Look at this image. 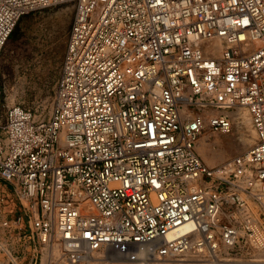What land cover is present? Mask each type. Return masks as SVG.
<instances>
[{
    "label": "built area",
    "instance_id": "obj_1",
    "mask_svg": "<svg viewBox=\"0 0 264 264\" xmlns=\"http://www.w3.org/2000/svg\"><path fill=\"white\" fill-rule=\"evenodd\" d=\"M63 3L75 15L50 114L3 111L0 81V264L149 245L158 260L264 264V0H0V58L24 15ZM240 108L255 142L209 165L199 136L230 133Z\"/></svg>",
    "mask_w": 264,
    "mask_h": 264
},
{
    "label": "rangeland",
    "instance_id": "obj_2",
    "mask_svg": "<svg viewBox=\"0 0 264 264\" xmlns=\"http://www.w3.org/2000/svg\"><path fill=\"white\" fill-rule=\"evenodd\" d=\"M74 15L73 3H63L32 11L19 20L0 58L3 111H6L9 105L19 104L43 116L50 114ZM236 125L235 119L230 133L221 134L206 130L199 136L198 144L200 137L206 134L210 141L223 143V145H214L216 150L220 146L227 150L223 160H218L213 166L244 153L255 142L256 138L247 146L248 148L243 147V134L238 131ZM199 155L202 154L199 153ZM3 184L12 192L13 188L10 184L0 181V186ZM186 257L187 255L179 259H186ZM150 264L204 263L187 260H158L151 261Z\"/></svg>",
    "mask_w": 264,
    "mask_h": 264
},
{
    "label": "bare ground",
    "instance_id": "obj_3",
    "mask_svg": "<svg viewBox=\"0 0 264 264\" xmlns=\"http://www.w3.org/2000/svg\"><path fill=\"white\" fill-rule=\"evenodd\" d=\"M234 117L237 120L236 126L238 131L243 134L244 142L242 143V146L248 148L247 146L253 142L254 138H256V131L253 126L251 115L247 109L240 108L234 112ZM240 137L242 138V136ZM216 144L223 145L220 141H210L206 134L200 137L198 151L202 154L201 156L209 165L215 164L218 160H223L227 155V150H225L223 146L219 145L220 148L216 150L214 148V145ZM247 150H249V148ZM190 226L191 223L185 225L186 229ZM149 246L130 247L128 251L115 249L113 251H108L106 254L97 253L94 256L87 257L89 258L88 264H101L102 262L106 264H150L151 261H158V259L150 254ZM63 250V246L59 244H55L48 249L53 257L61 256ZM186 255V259H177L176 261H199V254L189 252Z\"/></svg>",
    "mask_w": 264,
    "mask_h": 264
}]
</instances>
